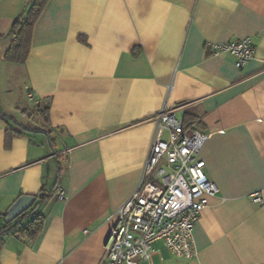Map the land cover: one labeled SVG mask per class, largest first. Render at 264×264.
<instances>
[{
    "label": "crops",
    "instance_id": "0c3cea01",
    "mask_svg": "<svg viewBox=\"0 0 264 264\" xmlns=\"http://www.w3.org/2000/svg\"><path fill=\"white\" fill-rule=\"evenodd\" d=\"M27 2L0 0V226L19 197L52 194L42 230L7 235L0 264H101L164 107L210 133L200 155L219 191L194 225L197 254L158 240L153 264H264V0H48L11 62ZM244 37L256 50L242 67L214 53ZM15 121L31 130L7 147Z\"/></svg>",
    "mask_w": 264,
    "mask_h": 264
},
{
    "label": "built area",
    "instance_id": "2783aa9c",
    "mask_svg": "<svg viewBox=\"0 0 264 264\" xmlns=\"http://www.w3.org/2000/svg\"><path fill=\"white\" fill-rule=\"evenodd\" d=\"M255 50L250 37L214 45L215 54L231 53L239 67L254 57ZM157 117L141 181L114 215L101 264H153V243L158 240L174 257L191 259L197 254L194 225L209 197L219 191L208 178L200 155L210 133L187 124L173 108L164 107ZM55 195L66 199L62 188H57Z\"/></svg>",
    "mask_w": 264,
    "mask_h": 264
},
{
    "label": "trees",
    "instance_id": "16d2710c",
    "mask_svg": "<svg viewBox=\"0 0 264 264\" xmlns=\"http://www.w3.org/2000/svg\"><path fill=\"white\" fill-rule=\"evenodd\" d=\"M48 0H28L25 10L13 23L9 35H14L15 40L11 44L10 48L6 52L5 58L11 62L23 63L26 61L31 47V38L34 25L41 15ZM43 117L44 121L49 120V107H45L38 110ZM3 118H10L1 111L0 114ZM14 120V119H13ZM187 124L190 119L188 116L184 120ZM23 130H31L29 127L15 121L14 126H9L6 134V146L11 145L12 138L15 134L21 133ZM50 139V132L48 130H42ZM51 145L53 143L51 142ZM60 175V170H58ZM51 192L43 190L37 195H31L34 198L31 206L19 214L15 219L10 222H3L0 226V246L5 241V238L9 234H20L22 236L34 239L43 228L44 214L40 208L44 202L51 196ZM22 198L19 197L16 202ZM15 202V203H16ZM10 210V209H9ZM8 216V211L5 214V219Z\"/></svg>",
    "mask_w": 264,
    "mask_h": 264
},
{
    "label": "water",
    "instance_id": "95a60500",
    "mask_svg": "<svg viewBox=\"0 0 264 264\" xmlns=\"http://www.w3.org/2000/svg\"><path fill=\"white\" fill-rule=\"evenodd\" d=\"M34 198L30 196L22 197L21 202L17 203L8 211V216L5 219V222H10L15 219L19 214H21L24 210L28 209L33 203ZM25 202V206H21Z\"/></svg>",
    "mask_w": 264,
    "mask_h": 264
}]
</instances>
